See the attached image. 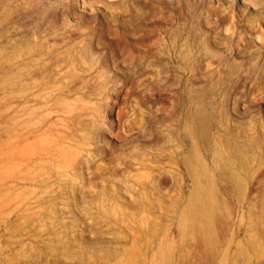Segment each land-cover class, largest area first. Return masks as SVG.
<instances>
[{"label": "rangeland", "instance_id": "374dc122", "mask_svg": "<svg viewBox=\"0 0 264 264\" xmlns=\"http://www.w3.org/2000/svg\"><path fill=\"white\" fill-rule=\"evenodd\" d=\"M198 186L216 249L182 244ZM233 261L264 264V0H0V264Z\"/></svg>", "mask_w": 264, "mask_h": 264}, {"label": "bare ground", "instance_id": "6f19581e", "mask_svg": "<svg viewBox=\"0 0 264 264\" xmlns=\"http://www.w3.org/2000/svg\"><path fill=\"white\" fill-rule=\"evenodd\" d=\"M219 157L221 158V153L219 154ZM222 158H221V161L224 160L225 165L227 164L230 166V164H231L230 159L224 158V156ZM191 168H192V166H191ZM204 170H206V168L203 165V163L201 162L200 173L201 172L204 173ZM200 173H198L199 176H201ZM213 195H214L213 191L205 189L203 186L197 187L196 192L193 195V197L190 199V201L188 202V206L186 208V211H185V213L181 219L180 226H181V230L183 232L182 244H184L188 238L187 230L191 229L193 231L195 229L201 233H204L207 236V238L209 239V241L211 243V247L213 249H216L215 245L217 244L216 243L217 237H215L216 234H215V229H214V222L216 221L215 219L217 218L216 217L217 213H216V209H215V203H214V201H212ZM247 249H249V248H247ZM247 249L243 248L242 253L244 255L248 252ZM249 251H251V250H249ZM238 263L240 264L239 261H238ZM238 263L233 261V263H231V264H238ZM253 263L251 261V264H253ZM248 264H250V263H248Z\"/></svg>", "mask_w": 264, "mask_h": 264}]
</instances>
